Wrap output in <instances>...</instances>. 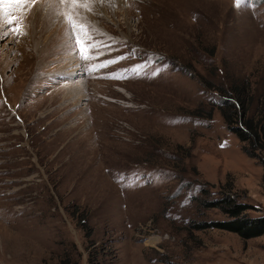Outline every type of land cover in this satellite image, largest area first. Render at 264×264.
I'll list each match as a JSON object with an SVG mask.
<instances>
[{
    "label": "rangeland",
    "instance_id": "rangeland-1",
    "mask_svg": "<svg viewBox=\"0 0 264 264\" xmlns=\"http://www.w3.org/2000/svg\"><path fill=\"white\" fill-rule=\"evenodd\" d=\"M39 1L0 30V264H264V233L190 225L227 219L199 203L223 192L264 215V166L222 113L238 83L264 109V0H93L88 61Z\"/></svg>",
    "mask_w": 264,
    "mask_h": 264
},
{
    "label": "trees",
    "instance_id": "trees-1",
    "mask_svg": "<svg viewBox=\"0 0 264 264\" xmlns=\"http://www.w3.org/2000/svg\"><path fill=\"white\" fill-rule=\"evenodd\" d=\"M236 91V103L231 99L233 97L229 92L225 95V106L222 109L223 116L226 117L231 130L237 133L241 140L245 153L264 166V154L260 151L264 150V109L261 110L259 117L248 115L250 100L247 98L245 87L241 83L234 85ZM232 91V90H231ZM227 92V91H226ZM231 95V96H230ZM207 192V191H205ZM204 207L217 208L226 214L227 219L220 221H193L191 227L195 229H204V227H217L237 232L243 239L252 238V236L262 235L264 233V215L250 216L246 213L250 206L239 201L235 195L223 192L218 198L208 199L204 196L199 200ZM61 264H69L67 259L60 261ZM89 264H96L94 258L87 256Z\"/></svg>",
    "mask_w": 264,
    "mask_h": 264
},
{
    "label": "snow or ice",
    "instance_id": "snow-or-ice-1",
    "mask_svg": "<svg viewBox=\"0 0 264 264\" xmlns=\"http://www.w3.org/2000/svg\"><path fill=\"white\" fill-rule=\"evenodd\" d=\"M93 0H51L50 6L55 7L59 4L63 6L58 15L64 17L65 22L68 24V30L66 35L68 36L70 46L72 47V54H79V58L82 61L92 60L94 57L89 53L92 50H98L101 47V42L94 41L92 36L85 31L86 26L79 23L76 20L75 10L78 8L88 9L89 4ZM239 2V0H237ZM37 0H0V30H3V35H7L9 31L16 35H22L21 24H17L20 17L13 15L14 9H21L25 14L28 9L25 7L27 5H34ZM27 16L25 15V19ZM83 33V34H82ZM102 54V53H98ZM127 59L125 56H119L112 60H106L98 65L91 66L86 69V71H96L101 68H106L111 64L118 63L121 60ZM81 65H77L80 67ZM143 67V65H137L131 71H136L137 69ZM125 71H129L126 69ZM156 73H154L155 75ZM110 78H123L117 73L110 74ZM6 99V98H5Z\"/></svg>",
    "mask_w": 264,
    "mask_h": 264
},
{
    "label": "bare ground",
    "instance_id": "bare-ground-1",
    "mask_svg": "<svg viewBox=\"0 0 264 264\" xmlns=\"http://www.w3.org/2000/svg\"><path fill=\"white\" fill-rule=\"evenodd\" d=\"M39 1V0H38ZM45 1H47V0H45ZM40 3H44V2H41V1H39V2H37L36 4H34V6H31V5H27V6H25L27 9H28V11H27V13L25 14L21 9H20V11L24 14V16L26 15V16H29L30 17V14H31V12H34L36 9H38L39 7H40ZM67 63V62H66ZM66 63H65V65H66ZM67 66V65H66ZM70 67V66H69ZM67 68V67H66ZM64 69V68H63ZM72 91H79V90H75L74 88L73 89H71Z\"/></svg>",
    "mask_w": 264,
    "mask_h": 264
}]
</instances>
